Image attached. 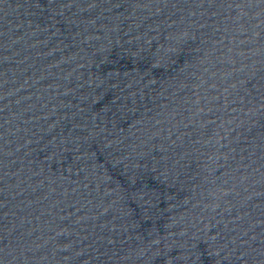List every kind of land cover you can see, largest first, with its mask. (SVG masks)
<instances>
[{"label":"water","instance_id":"95a60500","mask_svg":"<svg viewBox=\"0 0 264 264\" xmlns=\"http://www.w3.org/2000/svg\"><path fill=\"white\" fill-rule=\"evenodd\" d=\"M0 264H264V0H0Z\"/></svg>","mask_w":264,"mask_h":264}]
</instances>
